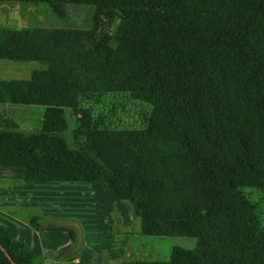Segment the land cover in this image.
<instances>
[{
  "label": "trees",
  "instance_id": "trees-1",
  "mask_svg": "<svg viewBox=\"0 0 264 264\" xmlns=\"http://www.w3.org/2000/svg\"><path fill=\"white\" fill-rule=\"evenodd\" d=\"M88 5L134 12L142 34L131 52L100 51L77 29H0V60L43 63L29 80H0V103L43 107L41 130L0 129V168L28 184H100L125 202L148 237H187L164 262L121 264H264V228L242 189L264 190V0H0ZM127 93L151 107L142 129L67 131L63 108L79 97ZM215 221V228L207 229ZM37 218L29 225L40 230ZM55 264H75L78 236ZM15 264H42L9 238ZM0 264H12L0 249Z\"/></svg>",
  "mask_w": 264,
  "mask_h": 264
},
{
  "label": "rangeland",
  "instance_id": "rangeland-1",
  "mask_svg": "<svg viewBox=\"0 0 264 264\" xmlns=\"http://www.w3.org/2000/svg\"><path fill=\"white\" fill-rule=\"evenodd\" d=\"M120 14L88 5L70 4L54 8L44 3H0V29H77L84 34L87 48H93L106 34L109 41L100 52L116 55L131 52L142 34L141 28L133 21L132 10H122ZM47 69L48 65L43 63L0 60V80H29L35 72ZM74 103L73 107L63 108L67 131L57 134L71 148H76L75 133L88 134L95 128L116 132L142 129L151 112L148 104L132 99L127 93H112L91 99L79 97ZM43 111L44 108L39 106L0 107V128L22 134L39 132ZM242 193L253 205L264 228V190L245 188ZM105 196L112 200L111 203ZM116 205L120 223L118 230L114 228L111 232L106 219L110 210L115 212ZM129 210L125 202L113 199L100 184H28L23 181L21 170L7 173L0 169V224L7 230L9 238L24 241L23 244L28 247V230H35L29 225L33 218H37L36 223L41 226L38 231L45 236L48 245H59L68 238L71 242V239L67 232L47 227L70 225L69 229L80 231L78 240L80 236L88 237L89 246L120 250L121 253L125 248V254L123 252L124 255L116 263L164 262L169 259L174 246L186 250L196 247L194 238L141 235L140 221L131 217ZM214 222H208L207 229L215 228ZM128 226V232L121 230ZM118 231L120 236L116 233ZM106 233V238L101 236L103 239H98L100 234ZM123 236L127 239L123 240ZM115 238H122V241L116 243Z\"/></svg>",
  "mask_w": 264,
  "mask_h": 264
},
{
  "label": "crops",
  "instance_id": "crops-1",
  "mask_svg": "<svg viewBox=\"0 0 264 264\" xmlns=\"http://www.w3.org/2000/svg\"><path fill=\"white\" fill-rule=\"evenodd\" d=\"M7 105H12V104L0 103V107H4ZM0 169H2V168H0ZM2 171L9 173L12 170L11 169H2ZM51 184H54V183H51ZM93 184H95V183H93ZM65 187H67V186H65ZM105 197H107V196H105ZM106 199L109 203H111L112 200L110 198L107 197ZM118 209L119 208L116 205L115 212H111V210H110V212H109L110 215L108 214V216H107L108 219H106L108 225L110 223L109 227L111 226V232H114V231H112V229L117 228V230H118V228H119L117 226L118 223H120V219L118 216L119 215ZM129 211H130L131 217H133L131 210H129ZM58 227L69 228L71 226L70 225H63V226H58ZM53 228H56V227L53 225L47 227V229H49V230H53ZM129 228H130L129 226L125 227V228L122 227L121 230L128 232ZM4 229H5V227H4ZM5 231L7 232L6 229H5ZM61 232H63V231H61ZM79 233H80V231L76 232L77 235ZM116 233L118 236H120L118 233L121 234L120 231H118ZM7 234H8V232H7ZM107 234L108 233L100 234V237H98L99 235L97 237H98V239H103L102 237L106 238L105 235H107ZM42 235L43 234L41 233V231H38V230L30 231V230H28V245H30V248L32 249L34 255L42 261V264H55L58 261L57 252L61 249H65L66 247H68L71 242L68 238V239L63 240V242L60 243L59 245L52 246V245H48L46 243L45 236L43 237ZM80 237H79L80 240H78L76 243V249L81 247V250H80L79 254L77 255V257L74 259L75 264H121L122 263V262L116 263V260L121 258L123 252L125 254V250H124L125 248L123 249V251L121 253L120 250L115 251V250H111L110 248L99 247V246H95V245L89 246L88 237L87 236H83V237L80 236ZM97 237H95V238H97ZM123 238H124L123 240L127 239L125 236H123ZM114 240L117 243L119 240L122 241V238H115ZM15 241H18V239ZM18 242L23 243L24 241H18Z\"/></svg>",
  "mask_w": 264,
  "mask_h": 264
},
{
  "label": "water",
  "instance_id": "water-1",
  "mask_svg": "<svg viewBox=\"0 0 264 264\" xmlns=\"http://www.w3.org/2000/svg\"><path fill=\"white\" fill-rule=\"evenodd\" d=\"M0 249L2 250V252H4V254H5V256L8 258V260H9L12 264H15V263L12 261L11 257L9 256V254H7V253L5 252V250L3 249V247H1V245H0Z\"/></svg>",
  "mask_w": 264,
  "mask_h": 264
}]
</instances>
